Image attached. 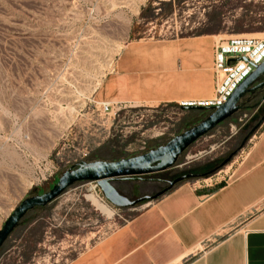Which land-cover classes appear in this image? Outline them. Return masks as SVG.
I'll use <instances>...</instances> for the list:
<instances>
[{"label": "rangeland", "instance_id": "rangeland-1", "mask_svg": "<svg viewBox=\"0 0 264 264\" xmlns=\"http://www.w3.org/2000/svg\"><path fill=\"white\" fill-rule=\"evenodd\" d=\"M197 29L215 43L264 38V0H0V227L30 184L28 196L71 167L146 153L210 114L175 104L106 113L101 103L107 101L98 97L127 43L173 40ZM263 114L264 87L247 93L239 111L189 145L173 166L111 184L134 199L158 194L189 173L196 175L173 188L228 180L264 130L263 122L250 134ZM60 196L68 225L54 230L45 247H36L39 230L23 228L1 248L0 264H62L157 200L119 209L95 181L77 182Z\"/></svg>", "mask_w": 264, "mask_h": 264}, {"label": "crops", "instance_id": "crops-1", "mask_svg": "<svg viewBox=\"0 0 264 264\" xmlns=\"http://www.w3.org/2000/svg\"><path fill=\"white\" fill-rule=\"evenodd\" d=\"M214 45L210 35L130 41L102 80L98 97L116 109L207 99L214 91ZM31 186L21 190L10 213ZM47 189L38 187L33 194ZM63 199L30 210L7 241L23 228L39 230L36 247H45L52 232L69 223ZM62 264H264V130L228 180L179 184Z\"/></svg>", "mask_w": 264, "mask_h": 264}, {"label": "water", "instance_id": "water-1", "mask_svg": "<svg viewBox=\"0 0 264 264\" xmlns=\"http://www.w3.org/2000/svg\"><path fill=\"white\" fill-rule=\"evenodd\" d=\"M264 75V61L257 65L255 70L247 76L233 91L222 105L216 107H198L202 110H210L203 120L169 140L166 144L151 149L146 153L124 158L116 161H96L83 163L78 167H71L64 171L57 181L46 191L27 196L12 210L0 227V250L14 231L21 219L35 207L45 206L63 194L70 186L81 181H95L100 187L104 197L113 206L119 209H127L136 206L142 201L157 199L160 195L170 191L177 183L193 177V174H185L169 182L168 187L153 196H142L134 199L121 194L111 184L115 179H136L140 175L159 172L173 166L179 155L193 142L204 136L218 124L231 117L241 108L243 97L259 88L264 87V80L256 81ZM256 83V84H255ZM264 122V114L258 123L252 128V134ZM244 145V142L241 146ZM231 154L222 165L232 157Z\"/></svg>", "mask_w": 264, "mask_h": 264}, {"label": "built area", "instance_id": "built-area-1", "mask_svg": "<svg viewBox=\"0 0 264 264\" xmlns=\"http://www.w3.org/2000/svg\"><path fill=\"white\" fill-rule=\"evenodd\" d=\"M263 61L264 38L232 36L216 42L213 52L214 91L212 96L197 101H183L179 103V106L216 107L222 105L238 85ZM101 106L104 112H112L113 108L110 103L102 102Z\"/></svg>", "mask_w": 264, "mask_h": 264}, {"label": "bare ground", "instance_id": "bare-ground-1", "mask_svg": "<svg viewBox=\"0 0 264 264\" xmlns=\"http://www.w3.org/2000/svg\"><path fill=\"white\" fill-rule=\"evenodd\" d=\"M89 197L91 198L92 202L95 205H97L98 207H100L103 211H105L107 213H110L109 209L106 206H104L103 204H101V202H99V200L95 196L89 195Z\"/></svg>", "mask_w": 264, "mask_h": 264}, {"label": "trees", "instance_id": "trees-1", "mask_svg": "<svg viewBox=\"0 0 264 264\" xmlns=\"http://www.w3.org/2000/svg\"><path fill=\"white\" fill-rule=\"evenodd\" d=\"M207 32H205V30H201V29H197L192 31L188 36H198V35H203Z\"/></svg>", "mask_w": 264, "mask_h": 264}, {"label": "flooded vegetation", "instance_id": "flooded-vegetation-1", "mask_svg": "<svg viewBox=\"0 0 264 264\" xmlns=\"http://www.w3.org/2000/svg\"><path fill=\"white\" fill-rule=\"evenodd\" d=\"M189 174H193V176H195L196 174H194V173H189ZM191 178V177H190Z\"/></svg>", "mask_w": 264, "mask_h": 264}]
</instances>
